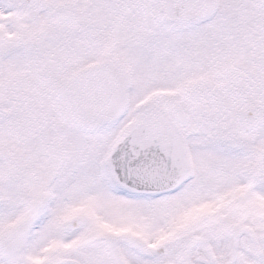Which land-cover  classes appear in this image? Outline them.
<instances>
[{
	"label": "snow or ice",
	"instance_id": "1",
	"mask_svg": "<svg viewBox=\"0 0 264 264\" xmlns=\"http://www.w3.org/2000/svg\"><path fill=\"white\" fill-rule=\"evenodd\" d=\"M0 264H264V0H0Z\"/></svg>",
	"mask_w": 264,
	"mask_h": 264
}]
</instances>
